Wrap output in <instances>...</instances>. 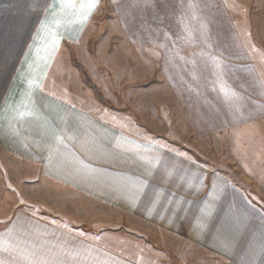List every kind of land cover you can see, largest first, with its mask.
<instances>
[{
  "label": "rangeland",
  "instance_id": "374dc122",
  "mask_svg": "<svg viewBox=\"0 0 264 264\" xmlns=\"http://www.w3.org/2000/svg\"><path fill=\"white\" fill-rule=\"evenodd\" d=\"M93 1L77 15L81 44L62 47L70 88L87 91L72 60L127 136L199 166L207 187L225 175L262 194L264 0ZM26 154L0 146V264H231L182 234L185 217L135 213L143 200L107 189L99 167L69 174L64 160Z\"/></svg>",
  "mask_w": 264,
  "mask_h": 264
},
{
  "label": "crops",
  "instance_id": "0c3cea01",
  "mask_svg": "<svg viewBox=\"0 0 264 264\" xmlns=\"http://www.w3.org/2000/svg\"><path fill=\"white\" fill-rule=\"evenodd\" d=\"M95 5L0 0V146L18 158H28L31 150L37 159L44 153L55 164L64 160L76 167L69 174H92L99 167L107 189L143 200L133 205L135 213L185 217L182 234L198 238L203 248L230 255L231 264H264V192L240 191L216 173L207 187L199 166L127 136L118 117L109 121L111 112L84 86L72 60L87 91L79 93L63 80L62 47L81 44L86 25L77 15L93 13ZM63 7L68 11L61 12ZM117 205L131 209L127 202Z\"/></svg>",
  "mask_w": 264,
  "mask_h": 264
},
{
  "label": "trees",
  "instance_id": "16d2710c",
  "mask_svg": "<svg viewBox=\"0 0 264 264\" xmlns=\"http://www.w3.org/2000/svg\"><path fill=\"white\" fill-rule=\"evenodd\" d=\"M74 67L76 70L79 72L81 81L84 84V86L90 90L95 99L101 103L102 105L106 107H110V103L106 100V98L103 96L101 89L91 80L89 77L88 73L86 72L85 68L81 66L78 62L74 61L73 62Z\"/></svg>",
  "mask_w": 264,
  "mask_h": 264
}]
</instances>
